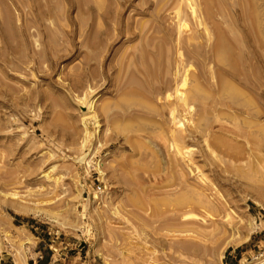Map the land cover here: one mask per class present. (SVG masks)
<instances>
[{"label":"rangeland","instance_id":"obj_1","mask_svg":"<svg viewBox=\"0 0 264 264\" xmlns=\"http://www.w3.org/2000/svg\"><path fill=\"white\" fill-rule=\"evenodd\" d=\"M203 1L0 0V264H264V0Z\"/></svg>","mask_w":264,"mask_h":264},{"label":"bare ground","instance_id":"obj_2","mask_svg":"<svg viewBox=\"0 0 264 264\" xmlns=\"http://www.w3.org/2000/svg\"><path fill=\"white\" fill-rule=\"evenodd\" d=\"M181 2V1H180ZM203 2H205L206 4H204V6L203 7H205L206 5H207V8H204V11L206 10V15H207V17H209L210 15H211V13H210V10H209V7H210V4H211V0H205V1H203ZM173 3V2H172ZM191 3V2H190ZM175 4V3H174ZM179 4V3H178ZM188 4V3H187ZM172 5V4H171ZM180 5V4H179ZM251 6V5H250ZM178 8H179V6H177V9H176V16L179 18H181L182 19V15L180 14V8H179V10H178ZM174 9V8H173ZM219 9V8H218ZM251 10V9H250ZM261 10V9H260ZM260 12V11H259ZM202 14V13H201ZM252 14V13H251ZM262 14V13H261ZM260 13H259V16L261 15ZM210 20H212V19H210ZM215 21V20H214ZM216 21H219V20H216ZM219 23V22H218ZM223 23V22H222ZM262 23V22H261ZM264 23V22H263ZM181 25H183V24H180V26ZM223 25V24H222ZM231 25H233V24H231ZM260 25V24H259ZM178 26V25H177ZM214 26V25H213ZM228 26H229V24H228ZM217 27H219V24H218V26ZM222 27V26H221ZM228 28V27H227ZM236 28V27H235ZM230 29V28H229ZM264 29V28H263ZM180 30V29H179ZM193 30V29H192ZM216 30V29H215ZM233 30V29H232ZM238 30V29H237ZM230 31V30H229ZM234 31V30H233ZM251 31V30H250ZM262 31V30H261ZM180 32V31H179ZM177 33V32H176ZM208 33V32H207ZM238 33V32H237ZM240 33V32H239ZM263 33V32H262ZM180 34V33H179ZM178 34V35H179ZM209 34V33H208ZM144 35H146V34H144ZM194 35V34H193ZM197 35V34H196ZM211 36V35H210ZM213 36V35H212ZM211 36V37H212ZM216 38H217V40L216 39H214V40H216V41H214V44H213V48H214V55H215V59L219 62V63H221V64H225V65H228L232 70H234V69H237V62H238V56H234V50L232 49V47H231V45L229 44V42L227 41V39H226V37L223 35V33L222 32H220L219 30H216ZM190 37V36H189ZM149 39H150V37H148ZM215 38V37H214ZM177 39H179V38H177ZM244 39V38H243ZM187 40V39H186ZM189 40V39H188ZM149 41V40H148ZM179 41H180V39H179ZM178 40H177V44H178V42H179ZM242 42V41H241ZM176 44V45H177ZM182 44H183V42H182ZM179 45V44H178ZM187 45L188 46H190L191 44H189V43H187ZM241 45H242V43H241ZM167 46V45H166ZM181 47H182V45H180ZM233 48H234V46H233ZM259 51V50H258ZM262 51V50H261ZM242 52V51H241ZM263 52H264V50H263ZM212 53V52H211ZM258 53V52H257ZM179 54L181 55V57H182V55L183 54H181V52H180V50H179ZM179 55V56H180ZM194 56V55H193ZM153 57V56H152ZM158 58V57H157ZM144 59V58H143ZM182 60V59H181ZM183 62V61H182ZM181 62V63H182ZM176 66V65H175ZM257 67V66H256ZM168 69H170V68H168ZM248 70V69H247ZM256 70V69H255ZM250 71V70H249ZM248 71V72H249ZM176 75L178 76V74H179V70L176 68ZM254 72V71H253ZM246 76V75H245ZM175 81V80H174ZM192 81V80H191ZM190 81V82H191ZM154 82V81H153ZM219 82V81H218ZM186 84H190L189 83V81H188V79H187V75H186V73H185V75L183 76V78H182V80H181V82H179V83H177V86L176 87H173L174 89L173 90H171L170 91V89H169V85L167 86V90H168V93L166 94V96H165V104H166V106H168L169 108H170V116H171V118H172V121L175 123V124H183V122L184 121H182L180 118L179 119H177L178 118V115L179 114H182L183 115V118L184 119H186L187 121H188V124H189V122H191V118L188 116L189 114H191V112H192V109H193V107L195 106V104H193V100H194V98H195V96H196V92L199 90V88L197 87V85L195 86V87H189L188 86V88H186V89H184V87H185V85ZM199 85V84H198ZM193 86V85H192ZM227 87L228 88H232L231 87V85L230 84H228L227 85ZM159 88V87H158ZM209 89V88H208ZM231 90V89H230ZM138 91V90H137ZM199 91H201V90H199ZM199 91H198V93H199ZM222 91V90H221ZM231 92V91H230ZM143 93V92H142ZM198 93H197V95H198ZM201 93H202V91H201ZM211 93V92H210ZM200 94V93H199ZM225 94V93H224ZM203 95V94H202ZM208 96V95H207ZM230 96V95H229ZM238 96V95H237ZM149 97V96H148ZM232 97H233V95H232ZM150 99V98H149ZM208 99V98H207ZM232 100V99H231ZM236 101V100H235ZM248 102V101H247ZM81 103H83V102H81ZM91 104L89 105V107H88V111H86L85 113H90V111H92L93 109H92V105H93V103L92 102H90ZM240 103H241V101H240ZM88 104V103H87ZM138 104V103H137ZM200 105V104H199ZM198 105V106H199ZM252 105V104H251ZM250 105V106H251ZM248 108V107H247ZM193 111H194V109H193ZM196 112V111H195ZM197 113V112H196ZM182 118V117H181ZM193 118V117H192ZM171 121V122H172ZM172 122V123H173ZM171 123V124H172ZM246 123V122H245ZM178 127V126H177ZM182 126H180V128H181ZM185 128V127H184ZM175 129H176V127H175ZM185 131V130H184ZM194 131V130H193ZM171 132H172V130H171ZM172 134V133H171ZM181 134V133H180ZM180 134H177V132L172 136V140H171V144H172V147H174V149L176 150V153L177 154H179L182 158L181 159H183V160H190V158H187V159H185V155H186V153L188 154L189 152H187V151H183V148H180L181 146L179 145L180 143H179V141H180V139H181V135ZM218 134V133H217ZM216 134V135H217ZM214 136V135H213ZM185 137V136H184ZM218 137V136H217ZM183 138V137H182ZM186 138V137H185ZM227 138V137H226ZM229 138V137H228ZM250 139V138H249ZM166 140V139H165ZM222 140V139H221ZM224 140V139H223ZM217 141V140H216ZM230 141H231V138H230ZM167 142V141H166ZM226 142V141H225ZM168 143V142H167ZM231 143V142H230ZM237 143V142H236ZM239 144V143H238ZM222 145V144H221ZM225 145V144H224ZM168 146V145H167ZM188 147V146H187ZM185 148V147H184ZM228 148H231V147H228ZM233 148V147H232ZM234 150V149H233ZM237 151H239L238 149H237ZM241 151V150H240ZM240 151H239V153H240ZM238 153V152H237ZM241 154V153H240ZM178 155V156H179ZM189 156V155H188ZM175 161V160H174ZM191 163V162H190ZM194 171V170H193ZM181 208V207H180ZM182 209V208H181ZM179 210V209H178ZM180 211V210H179ZM187 214V213H186Z\"/></svg>","mask_w":264,"mask_h":264}]
</instances>
